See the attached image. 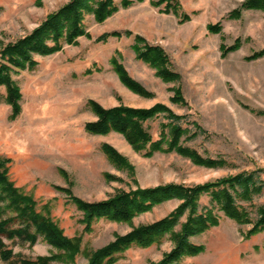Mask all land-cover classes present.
<instances>
[{
	"label": "rangeland",
	"instance_id": "obj_1",
	"mask_svg": "<svg viewBox=\"0 0 264 264\" xmlns=\"http://www.w3.org/2000/svg\"><path fill=\"white\" fill-rule=\"evenodd\" d=\"M71 1L0 0V60L8 44ZM97 1L80 4L83 33L72 41L62 36L59 47L31 51L33 63L12 67L10 82L18 87L14 99L10 84L0 83V169L77 246L53 244L43 234L33 244L2 235L18 262L91 264L99 249L166 217L182 202L169 197L127 219L94 215L88 223L79 199L98 202L121 191L192 186L264 168V0H115L117 8L103 19L95 16ZM137 36L141 44L163 48L172 75L164 77L138 54ZM120 66L145 93L122 80ZM179 89L182 100L176 101ZM93 101L104 108H149L161 102L186 114L183 125L194 130L191 121L196 120L203 131L184 140L185 133L180 143L201 158L170 148V137L162 149L152 147L167 122L161 112L143 122L152 138L144 146L118 130H89L88 123L98 119ZM2 193L0 185V221L14 217L9 228L22 225L17 212L5 207ZM237 202L250 221L227 214L202 193L200 205H209L218 219L191 233L188 240L199 250L173 264H264V229L252 230L264 191ZM187 220L188 212L156 239L131 243L93 264H160ZM0 264L9 262L0 255Z\"/></svg>",
	"mask_w": 264,
	"mask_h": 264
},
{
	"label": "trees",
	"instance_id": "obj_2",
	"mask_svg": "<svg viewBox=\"0 0 264 264\" xmlns=\"http://www.w3.org/2000/svg\"><path fill=\"white\" fill-rule=\"evenodd\" d=\"M129 2L130 0L124 1L125 4ZM80 4L84 5L85 0H72L56 13L49 15L33 32L12 44H8L3 49V60H0V83L10 84V98L14 99L13 95L18 94V87H15L10 82L13 66L21 65L26 60H30L33 63L31 51H47L50 48L59 47L62 36H65L68 41H72L76 36L84 32V28L81 25L82 12ZM96 4L97 7L94 6L95 16L99 19H103L108 13L117 8L115 0H98ZM103 36L105 35H102V38ZM137 37L138 41L135 43V49L138 54L156 65L158 72L164 77L172 75L173 73L167 66L168 57L163 48L158 45H148L145 42L141 44L142 36ZM51 40L54 44L49 45L47 42ZM119 70L122 80L129 86L139 92H146L144 87L132 79L121 66ZM181 96L182 93L179 89L174 99L180 101L182 100ZM92 103L97 111L98 119L88 123L87 127L89 130L100 133L118 130L134 145L144 146L152 138L143 122L161 112L164 113L167 122L163 125L161 139L152 141V147L154 149H162L164 142H167L170 137V148L174 147L181 152L190 154L194 158H201L196 150L180 143L185 133L188 134L184 140L195 137L199 132L203 131L196 120L191 121L195 126L194 130L184 126L182 120L186 119V114H177L168 105L161 102L149 108L128 106L104 108L94 101ZM14 109H17L16 104ZM109 149L111 153L118 154L112 147L109 146ZM1 165L3 166L4 163L0 162V168ZM263 172L264 168H256L192 186L169 183L141 190L121 191L109 199L98 202H88L79 199L77 203L85 210L87 221L94 215L127 219L135 212L165 198L178 196L182 200L180 205L166 217L154 223L142 225L125 236H119L116 241L99 249L92 257L91 264L101 261L100 259L110 257L114 252L125 248L131 243H147L156 239L160 232L174 225L181 215L183 216L188 212L187 222L183 224L182 231L176 234V246L160 262V264H173L172 261L175 258L179 259L187 252L199 250L200 247H196L189 242L188 236L195 231H202L218 219V216L214 215L212 209L208 207L209 205H200L199 196L207 192L210 194L211 202L214 206L224 209L227 214L241 221H250L246 208L238 204L237 198L250 199L255 193L264 191V178L261 176ZM0 185H2V199L6 202L5 207L16 211L17 217H20L23 222L18 227L9 228V224L14 217L4 218L0 221V255L9 264H26L27 262L14 260L12 249L8 248L2 239L4 234L18 236L23 240L30 241L32 244L37 240L38 234H43L53 244L77 248V246L73 245L75 243L72 240L62 234L61 228L53 221L51 216L36 209V202L30 195L22 192L7 179L3 169H0ZM258 213L259 216L254 221L252 230L264 229V205L258 207Z\"/></svg>",
	"mask_w": 264,
	"mask_h": 264
}]
</instances>
